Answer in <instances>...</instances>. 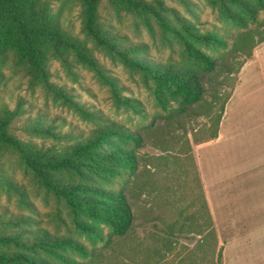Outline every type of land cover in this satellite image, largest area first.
<instances>
[{"label":"rangeland","instance_id":"rangeland-1","mask_svg":"<svg viewBox=\"0 0 264 264\" xmlns=\"http://www.w3.org/2000/svg\"><path fill=\"white\" fill-rule=\"evenodd\" d=\"M147 1L155 4L157 0ZM161 1L166 8L165 15L174 24L180 15L191 21L200 32L218 34L228 43L227 49L212 52L217 58L216 69L210 73H201L205 88L204 106L174 114L171 119H167L166 113L151 97L139 72L96 51L99 60L125 88L123 94L139 101L142 114H135L118 108L108 86L99 82L88 69L78 65L75 68L77 77H73L59 62H51L52 82L73 89L76 100L86 105L92 113L116 121L139 132L143 137V147L139 150L138 176L132 180L128 191L135 214L132 232L126 237L114 238L108 245L100 240L91 242L88 237L79 236L72 228L68 211L53 196L37 188L18 158L12 154H6L0 163V212L6 209L10 214L31 217L33 223L28 226L31 230L44 228L52 234H69L81 240L90 249L96 250V256L86 260L87 264H179L186 259L212 264L210 251L207 249L200 252L196 248L200 237L194 232L198 227L195 217L200 203L195 201L200 196L197 159L200 157L202 163L208 166L209 160L216 156L220 158L217 166L221 168L222 179L228 181L225 187L216 189V199L218 203H228L234 212L231 214L244 213L241 225L247 230L246 234H236L241 228L237 222H224L220 219L217 229L223 247L222 263L264 264L258 255L263 252L264 246L261 242L264 240V213H257L256 192L257 178L264 181L262 159L250 152L243 155L239 162L229 164L222 160L220 152L214 153L213 147L199 150L197 144V139L207 138L213 130L212 120L208 117L209 109H213L211 105L218 107L229 94H234L232 114H255L257 100L264 98V62H261L264 42L259 40L264 38V8L258 9L255 23L240 29L222 21L209 0ZM51 2L62 27L80 39H85L79 2ZM100 13L108 29L120 32L128 42L142 45L148 58L184 65L179 39L156 20H144L123 8H114L109 0L102 1ZM251 36L256 41L253 57L237 74L233 69L244 63L245 53L236 49V45ZM19 104L25 114L15 119L12 132L24 141L47 145L56 143L52 137L31 130V122L38 115L55 120L56 125L63 127L64 131L74 128L77 132H88L101 123L82 116L42 87L31 88L28 79L8 62L0 80V107L7 106L13 110ZM206 171L209 174V168ZM5 179L21 187L24 200ZM226 195H230L232 200L234 197L240 199L241 204L237 206L234 200L226 201ZM101 227L107 239L108 228L104 225ZM163 230L173 231L175 236H167ZM233 237L252 240L250 247L227 248L228 241Z\"/></svg>","mask_w":264,"mask_h":264},{"label":"trees","instance_id":"trees-1","mask_svg":"<svg viewBox=\"0 0 264 264\" xmlns=\"http://www.w3.org/2000/svg\"><path fill=\"white\" fill-rule=\"evenodd\" d=\"M77 1L81 6L85 39L62 27L51 0H0V80L11 62L12 68L28 79L31 88L42 87L82 116L101 123L88 132H77L74 128L64 131L55 120L38 115L31 122V130L52 137L56 142L39 144L24 141L12 132L15 119L25 114L21 104L13 110L0 107V163L6 154L16 156L37 188L53 196L68 211L76 234L108 245L114 238L128 236L134 228L135 214L128 191L132 180L138 176L139 150L144 140L139 132L92 113L76 100L73 89L52 82L51 62H59L73 77H77L78 65L88 69L99 82L108 86L118 108L142 114L139 101L123 94L125 88L99 60L95 52L100 51L139 72L156 105L171 119L174 114L204 106L201 73L216 69L217 58L212 52L227 49L228 43L218 34L200 32L180 15L174 24L165 15L161 0L155 4L147 0H109L114 8H123L144 20H156L179 39L183 66L155 61L145 55L142 45L128 42L120 32L107 28L100 13L103 0ZM209 1L222 21L240 29L255 23L258 9L264 8V0ZM254 40L251 36L236 45V49L245 53L244 63L233 69L237 74L253 57ZM259 40L264 42V38ZM231 96L229 94L218 107L211 105L213 109H209L208 117L213 130L207 138L197 139V144L218 137ZM197 173L200 196L195 202L200 203V209L195 217L198 227L194 232L200 239L196 248L200 252L208 249L212 264H223L219 232L198 169ZM4 181L23 197L18 184L8 179ZM32 223L29 216L10 214L6 209L0 212V264H87L86 260L96 256V250L81 240L69 234H52L44 228L31 230L28 226ZM101 225L108 228L107 239ZM163 231L167 236H175L173 231ZM179 264L202 263L186 259Z\"/></svg>","mask_w":264,"mask_h":264},{"label":"crops","instance_id":"crops-1","mask_svg":"<svg viewBox=\"0 0 264 264\" xmlns=\"http://www.w3.org/2000/svg\"><path fill=\"white\" fill-rule=\"evenodd\" d=\"M261 60V62H264V56L261 57ZM262 90L264 91V81ZM233 100L234 94L226 104L218 137L213 140L200 143L199 150L213 147L214 153L220 152L223 158L222 160L229 164L234 161L239 162L243 159V155L254 152L258 159H262L264 166V98L257 100L255 114L244 112L232 114L234 111L232 109ZM218 158L219 157L213 156L209 160L208 166L202 163L200 157L197 159L198 171L202 180L205 196L215 222V226L217 228L220 219H223L224 222L232 220L241 226L240 230H238L236 234H246V228L241 225L243 224L242 218H244V213H236L237 215H233L234 212H232L228 207V203L224 202L221 204L218 203V200L216 199L218 197L216 189L222 188V186L225 187V184L228 182L227 180L222 179L221 168L217 166V162L220 160V158ZM207 168H209V174L206 171ZM222 171L225 173L224 168ZM256 192L257 213H264V181L259 180L258 178L256 180ZM225 200H234L237 206L241 204L240 199H236V197H234L232 200L230 195H226ZM237 208L240 209L239 207ZM235 223L234 225H236ZM251 241L248 238L241 239L239 237H233L228 241L227 248L241 247L242 249H248L250 247L249 243H251ZM261 242L264 243V240ZM258 255L260 260H264V246L263 252Z\"/></svg>","mask_w":264,"mask_h":264}]
</instances>
